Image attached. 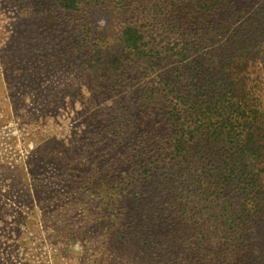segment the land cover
I'll list each match as a JSON object with an SVG mask.
<instances>
[{"label":"trees","instance_id":"trees-1","mask_svg":"<svg viewBox=\"0 0 264 264\" xmlns=\"http://www.w3.org/2000/svg\"><path fill=\"white\" fill-rule=\"evenodd\" d=\"M15 1L76 55L88 101L114 99L84 121L88 176L65 170L74 205L97 201L101 258L264 264V0Z\"/></svg>","mask_w":264,"mask_h":264},{"label":"rangeland","instance_id":"rangeland-1","mask_svg":"<svg viewBox=\"0 0 264 264\" xmlns=\"http://www.w3.org/2000/svg\"><path fill=\"white\" fill-rule=\"evenodd\" d=\"M36 3L0 0V57L8 61L0 74L7 90L0 93V264H126L112 255L101 258L95 217L83 224L97 201L84 197L87 204L78 199L74 205L73 181L65 177L70 168L88 176L87 155L98 142L85 134L84 121L114 99L87 100V73L77 68L76 55L41 32ZM97 21L108 25L103 14ZM54 55L57 60L43 63ZM34 179L42 182L37 192ZM68 211L71 223L55 226L53 217ZM136 250L126 254L128 264H136Z\"/></svg>","mask_w":264,"mask_h":264}]
</instances>
